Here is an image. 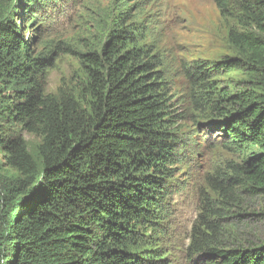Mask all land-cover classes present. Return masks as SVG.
<instances>
[{
  "label": "trees",
  "instance_id": "trees-1",
  "mask_svg": "<svg viewBox=\"0 0 264 264\" xmlns=\"http://www.w3.org/2000/svg\"><path fill=\"white\" fill-rule=\"evenodd\" d=\"M42 1L26 0V9ZM231 1L215 0L222 16L231 15ZM236 1L240 22L264 35V0ZM121 4L101 50L81 55L89 109L72 96L46 94L47 58L33 52L15 20L0 21V147L20 174L0 175V264H158L138 249L142 232L154 230L165 212L179 138L162 61L142 44L143 29L129 22L126 0ZM230 41L244 60L198 63L188 74L203 93L216 90L209 80L222 70L248 68L256 76L259 91H221L211 102L226 148L245 154L233 187L260 195L264 39L233 30ZM4 125L44 137L40 165L22 135L4 136ZM205 244L192 246L201 264H264V242L227 249Z\"/></svg>",
  "mask_w": 264,
  "mask_h": 264
},
{
  "label": "rangeland",
  "instance_id": "rangeland-1",
  "mask_svg": "<svg viewBox=\"0 0 264 264\" xmlns=\"http://www.w3.org/2000/svg\"><path fill=\"white\" fill-rule=\"evenodd\" d=\"M122 2L46 0L29 10L26 0H0V21L15 20L33 52L47 58L41 77L46 94L72 96L89 109L93 99L87 92L88 77L81 55L101 50ZM126 3L129 22H136L144 31L142 44L154 49L162 61L175 121L172 131L179 138L174 176L167 184L165 212L154 230L142 232L146 237L138 253L152 256L158 264H201V253L192 248L199 240L207 242L206 248L224 249L263 243L264 194H253L242 185L233 187L231 178L245 154L226 148L211 102L221 91H259L258 80L248 68L222 70L209 80L216 90L203 93L194 87L188 69L225 58L244 60L230 41L233 30L248 31L263 39L264 35L240 22L236 0L230 2L231 15L226 16L221 15L215 0ZM2 130L6 137L22 135L28 152L41 164L42 135L15 125H4ZM0 175L20 177L1 147Z\"/></svg>",
  "mask_w": 264,
  "mask_h": 264
}]
</instances>
